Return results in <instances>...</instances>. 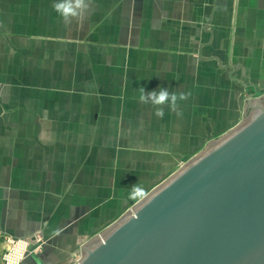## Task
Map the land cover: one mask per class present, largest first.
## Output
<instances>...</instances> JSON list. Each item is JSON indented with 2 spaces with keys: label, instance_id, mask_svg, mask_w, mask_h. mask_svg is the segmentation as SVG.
<instances>
[{
  "label": "crops",
  "instance_id": "crops-1",
  "mask_svg": "<svg viewBox=\"0 0 264 264\" xmlns=\"http://www.w3.org/2000/svg\"><path fill=\"white\" fill-rule=\"evenodd\" d=\"M54 2L0 0V249L46 242L22 264H71L264 88V0H91L68 25ZM141 87L191 95L160 119Z\"/></svg>",
  "mask_w": 264,
  "mask_h": 264
},
{
  "label": "water",
  "instance_id": "water-1",
  "mask_svg": "<svg viewBox=\"0 0 264 264\" xmlns=\"http://www.w3.org/2000/svg\"><path fill=\"white\" fill-rule=\"evenodd\" d=\"M155 188L79 264H264V105Z\"/></svg>",
  "mask_w": 264,
  "mask_h": 264
},
{
  "label": "clouds",
  "instance_id": "clouds-1",
  "mask_svg": "<svg viewBox=\"0 0 264 264\" xmlns=\"http://www.w3.org/2000/svg\"><path fill=\"white\" fill-rule=\"evenodd\" d=\"M91 7V0H55L52 4L53 10L62 18L66 25L72 21L81 20ZM139 102L146 105H151L153 114L163 119L165 115L164 108L167 106L169 112H174L177 116L182 115L180 110V102L185 101L191 95L189 92L169 91V88L159 87L146 91L143 87L139 88ZM142 193V188L139 183H136L131 188V196L138 197Z\"/></svg>",
  "mask_w": 264,
  "mask_h": 264
},
{
  "label": "rangeland",
  "instance_id": "rangeland-1",
  "mask_svg": "<svg viewBox=\"0 0 264 264\" xmlns=\"http://www.w3.org/2000/svg\"><path fill=\"white\" fill-rule=\"evenodd\" d=\"M4 87V84L3 83H1L0 82V89H2ZM17 88H19L20 89V86H18ZM251 95H252V97H250V99H252L253 101H257V100H259V101H263V105H264V88L263 89H261V90H257V91H255V90H253L252 92H251ZM20 101V100H19ZM246 101H247V99H246ZM251 113H252V109H247L246 110V112L245 113H243L242 114V116H241V118H240V120H239V125H241V124H243L245 121H246V119H248L250 116H251ZM238 125V126H239ZM237 126V127H238ZM236 127V128H237ZM234 129H232L231 131H227L228 133L227 134H229V133H231L232 131H233ZM220 140V139H219ZM190 161V160H189ZM188 161V162H189ZM187 161L186 162H184L183 164L185 165L186 163H188ZM182 164V165H183ZM183 165V166H184ZM182 168V167H181ZM180 168V169H181ZM175 174V173H174ZM173 174V175H174ZM171 177V176H170ZM170 177H168V178H170ZM168 178H165V179H162V182L163 181H166ZM161 182V183H162ZM148 195V194H147ZM147 195H142L143 197H141L139 200L141 201L142 199H144ZM137 201V202H135V203H133V205H131L129 208H128V210H126L125 212H124V214H126L128 211H130L131 213H133V210H132V208L136 205V204H138L140 201ZM123 214V215H124ZM122 215V216H123ZM121 218V217H120ZM111 226V225H110ZM108 228V227H107ZM107 228H105L101 233L98 231V233H97V235L96 236H100ZM2 237H11V236H9V235H6V234H0V238H2ZM22 239H26V238H22ZM29 239H31V240H33V242L31 241L30 242V249L28 250V253L26 254V256H25V258H24V260L21 262V264L27 259V258H29L31 255H33L34 253H41L43 250V247L46 245V242H45V240L43 239V237H42V235L40 234V233H35V234H33L32 236H30V238ZM7 242L5 241L4 242V245H5V248H3V249H0V260L2 259V256L6 253V251H8L7 249V244H6ZM1 248V247H0ZM81 258H82V251H81V247H79V254L77 255V257H75V258H73L72 259V262H71V264H79V261L81 260ZM0 263H2V262H0ZM63 264H65V263H63Z\"/></svg>",
  "mask_w": 264,
  "mask_h": 264
},
{
  "label": "built area",
  "instance_id": "built-area-1",
  "mask_svg": "<svg viewBox=\"0 0 264 264\" xmlns=\"http://www.w3.org/2000/svg\"><path fill=\"white\" fill-rule=\"evenodd\" d=\"M7 250L2 256V264H21L30 249L29 239H7Z\"/></svg>",
  "mask_w": 264,
  "mask_h": 264
}]
</instances>
